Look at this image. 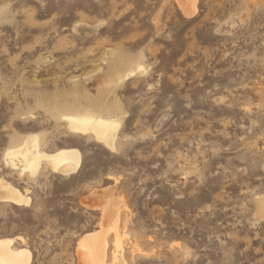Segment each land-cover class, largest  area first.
I'll use <instances>...</instances> for the list:
<instances>
[{
    "label": "rangeland",
    "instance_id": "1",
    "mask_svg": "<svg viewBox=\"0 0 264 264\" xmlns=\"http://www.w3.org/2000/svg\"><path fill=\"white\" fill-rule=\"evenodd\" d=\"M195 6L0 0V178L30 197L0 201V239L31 264H80L102 222L89 205L109 198L126 211L108 264H264V0ZM78 87L82 108L122 109L114 150L42 102ZM33 135L45 152L78 149L79 170L21 176L6 152Z\"/></svg>",
    "mask_w": 264,
    "mask_h": 264
},
{
    "label": "bare ground",
    "instance_id": "2",
    "mask_svg": "<svg viewBox=\"0 0 264 264\" xmlns=\"http://www.w3.org/2000/svg\"><path fill=\"white\" fill-rule=\"evenodd\" d=\"M179 3L185 15L190 16L195 13L196 0H192V8L189 7L187 0H179ZM123 66V61H113L108 78L118 77ZM78 94L82 95L79 87L73 94L72 101L66 100V97L61 94V97L55 96L45 101L42 100V102L48 103L47 106L50 108L48 110L56 119L64 121L63 123L71 134L91 136L97 142L114 150L122 109L118 104L102 106L98 102H91L86 105V108H82ZM6 162L13 168L19 169L21 176L28 174L29 177H36L42 167H49L55 173L71 175L76 173L81 166V153L76 148L60 149L54 153L45 152L38 145V137L33 135L11 146L6 152ZM257 200L263 211L264 197ZM0 201H11L22 205L29 204L30 197L0 178ZM89 207L102 209V222L99 231L86 234L82 238L79 249L80 264H108L111 257L113 261L118 260L117 250L110 252L109 241L111 239H108L110 235H113L114 246H119L120 238L125 235L122 232L124 230L122 217L126 207L116 205L110 198L106 201L100 199ZM14 242L15 239H0V264H31L30 251L13 248ZM136 247L137 244H134L133 248Z\"/></svg>",
    "mask_w": 264,
    "mask_h": 264
}]
</instances>
